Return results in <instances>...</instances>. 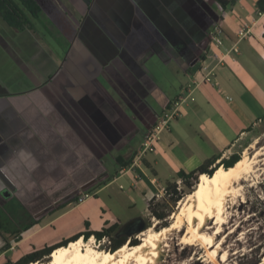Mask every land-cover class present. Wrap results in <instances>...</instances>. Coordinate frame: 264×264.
Here are the masks:
<instances>
[{"label": "crops", "instance_id": "1", "mask_svg": "<svg viewBox=\"0 0 264 264\" xmlns=\"http://www.w3.org/2000/svg\"><path fill=\"white\" fill-rule=\"evenodd\" d=\"M208 1L36 0V20L67 40L63 58L42 43L36 20L33 30L17 31L0 18V171L15 188L14 213H24L19 225L0 218V264L86 231L120 229L148 211L177 172L239 154V142L264 122V11L258 0L226 9ZM217 19L223 43L202 50ZM242 22L250 29L239 38ZM208 72L211 81H202ZM194 80L192 99L134 162L145 134ZM131 156L120 170L116 158ZM93 165L104 174L95 184L86 179ZM6 190L0 179V197ZM84 192L92 196L82 203H59ZM11 226L20 228L16 242Z\"/></svg>", "mask_w": 264, "mask_h": 264}, {"label": "bare ground", "instance_id": "2", "mask_svg": "<svg viewBox=\"0 0 264 264\" xmlns=\"http://www.w3.org/2000/svg\"><path fill=\"white\" fill-rule=\"evenodd\" d=\"M263 150L264 145L252 156L243 154L231 168L217 167L212 176L200 175L194 190L179 202L172 223L159 230L156 226L144 230L139 234L138 244H124L114 252H103L93 245L94 237L86 241L79 238L55 249L47 262L31 264H164L172 249L170 236L178 234L183 227L185 230L178 239L180 245L185 249L204 250L202 257L195 251L186 264H220L221 257L228 260L224 243L234 232L226 235L224 226L228 224L232 208L240 201L241 182L255 172L257 158Z\"/></svg>", "mask_w": 264, "mask_h": 264}, {"label": "rangeland", "instance_id": "3", "mask_svg": "<svg viewBox=\"0 0 264 264\" xmlns=\"http://www.w3.org/2000/svg\"><path fill=\"white\" fill-rule=\"evenodd\" d=\"M214 2L212 0L208 1ZM214 6V5H213ZM75 15V14H74ZM35 21V20H34ZM36 28L38 32L39 38L42 40V43H48L50 48L52 47L54 50H50L55 56L60 55V57H64L63 51L67 49L68 43L65 37H56L55 34L51 33L47 29H45L40 22L37 20ZM48 44L45 46V51L48 52ZM206 47V45H204ZM204 46H201L202 50L205 49ZM61 48V49H59ZM62 50V52H61ZM148 67L152 71V59L150 62L147 63ZM160 65V64H158ZM162 68L159 70L166 76L169 81L172 83V77L165 71L164 64H161ZM138 135V134H137ZM139 137L137 136L133 140V146L139 143ZM264 145V122L258 123V125L254 128V131L251 132L249 135L245 136L243 140H241L237 146V152L242 157L243 154L247 156H252L256 149L261 148ZM94 166V165H93ZM107 171L109 174H114L115 166L110 165L109 163L106 164ZM81 170V169H80ZM79 172V171H78ZM99 171L94 166L93 169L90 171V175L86 177L88 180H95L93 183L100 182L103 178L104 174L99 175ZM77 173V177H78ZM249 177L245 178V181L241 182V191L239 192V202L236 204L235 208H232L231 216L229 217L228 224L224 226V233L226 235L230 231H234L225 241L224 249L228 251V260H225L223 257L219 259L220 264H264V150L263 154L258 156L257 163L255 166V172L249 174ZM80 177V176H79ZM78 177V178H79ZM79 181V180H78ZM74 183V182H72ZM119 183H122L121 186L122 190H127L128 187L124 184V180H120ZM118 185V184H117ZM196 186V185H195ZM158 195V197H157ZM186 196V195H185ZM185 196L182 198L184 199ZM153 204L157 207L160 205L159 208L166 209L169 208V199L165 195V189L159 191L153 198ZM0 218L3 220H7L5 225L10 226V224L16 222L20 223L21 218L24 216L23 211L19 208L14 213V207L16 206L15 201L13 198L5 197L1 195L0 197ZM9 204L4 206V204ZM55 204L47 208V212L49 210L54 209ZM136 209L138 211L144 210V205L142 203H138ZM179 209V202L173 207L172 213L166 220L167 225H170L173 221L174 215L178 212ZM138 212V213H140ZM135 212L134 215H138ZM9 215V216H7ZM172 216V217H171ZM140 218L144 221L145 228L148 229L149 227L156 226V230H159L162 227V222L158 221L156 218L152 216L150 211H146ZM4 222L2 225H4ZM211 221V223H213ZM5 228L3 231H5ZM145 229V230H146ZM20 228L14 229L13 226L9 227V231L13 235V240L16 242L18 240V235L20 234ZM185 230V227L175 235V233L170 236V242L172 244L171 252L166 256L167 258L164 260V264H186L189 262L190 256L194 254L196 250L193 248L185 249L184 246L180 245L178 239L181 237V234ZM224 233L222 235H224ZM140 234V233H139ZM139 234H132L131 236L127 237L130 238L131 241H136L139 243ZM178 235V236H177ZM60 236L57 235L55 239ZM67 240V239H66ZM86 241L85 239H83ZM88 240V239H87ZM137 243V244H138ZM110 244V238H106L105 240H96L94 238V246L102 250L103 252H107V249ZM126 244H129L128 242ZM7 246L4 245L2 239L0 238V253L6 248ZM228 248V249H227ZM204 250L199 249L197 254L198 257H202L204 255ZM203 253V254H202ZM49 257H45L42 261L47 262ZM182 262V263H181ZM196 264H201V262H197Z\"/></svg>", "mask_w": 264, "mask_h": 264}, {"label": "trees", "instance_id": "4", "mask_svg": "<svg viewBox=\"0 0 264 264\" xmlns=\"http://www.w3.org/2000/svg\"><path fill=\"white\" fill-rule=\"evenodd\" d=\"M214 3L218 4L221 8L226 9L228 6L234 4L235 0H212ZM258 8L260 11H264V0H258L257 2ZM41 14V8L36 0H0V18L1 20L10 28H13L17 31L23 30H33L34 29V20L38 19ZM205 45V44H204ZM203 45V46H204ZM205 47V46H204ZM206 48V47H205ZM203 60V56L199 54L197 60L195 61V65ZM122 157H117L116 162L121 169L127 168L133 160V157H129L128 159L122 161ZM217 158H212L206 161L203 165L198 167L197 169L191 172H184L179 171L177 172L174 181L169 182L165 185V195L169 199V208L162 209L159 208L160 205L157 207L153 204V200L148 205V211L152 214L154 218L158 221L162 222L163 226H168L166 223L167 218L173 211V207L182 200V198L191 193L195 185L198 181V177L202 174L207 176H212L213 173L216 171L217 167H223L224 169H228L233 167L240 159V154H232L227 159L223 158L218 163H216ZM214 165V166H213ZM181 181V186L178 187L176 181ZM76 197H73L68 202L72 201ZM75 201V200H74ZM67 203V202H66ZM4 229V225L0 224V235H2V231ZM119 226L113 225L111 227L102 229L98 232L94 231H86L81 234H77L69 240L60 242L56 245L44 247L39 250H34L29 254L24 255L15 263L10 261L6 262L5 264H31L34 262H44L42 261L43 258L49 257V255L58 248L65 247L69 243L78 240L79 238H83L85 240L89 239L90 237H94L96 240H101L104 237L110 238V244L107 249L108 252H114L120 247H122L127 242L131 245H135L138 242L131 241L130 238L122 234H118ZM12 234V233H11ZM6 242V238L2 237ZM19 239V238H18Z\"/></svg>", "mask_w": 264, "mask_h": 264}, {"label": "built area", "instance_id": "5", "mask_svg": "<svg viewBox=\"0 0 264 264\" xmlns=\"http://www.w3.org/2000/svg\"><path fill=\"white\" fill-rule=\"evenodd\" d=\"M250 26L247 22H242L240 27L237 30V36L239 38H244L249 34ZM222 35H223V29L221 25V21L219 19L215 20L211 28L208 32L207 37V43L205 44L207 47H216L219 48L222 45ZM236 51L235 49H233ZM215 57L217 55L215 54ZM219 62L222 61V58L218 59ZM211 72L206 73V75L203 76L202 81L210 82L211 81ZM201 81V82H202ZM200 81L194 80L191 83L187 84L181 89V94L175 100L170 108L166 109V111L157 119L156 124L152 127L150 131H148L145 136L143 137L141 147L136 153V156L134 158L135 161L141 160V158L148 153L149 151L153 150L155 148V143L160 139V134L163 131H168L170 127V123L174 121V119L179 115V109L180 105L186 100V99H192L191 95L194 90V88L198 85ZM176 184L178 187L181 186V181L177 180ZM92 195L90 193L84 192L80 195H78L75 198V204L82 203L84 200L90 198ZM158 197V195H157ZM93 237V236H92ZM107 237H104L102 240H105Z\"/></svg>", "mask_w": 264, "mask_h": 264}, {"label": "water", "instance_id": "6", "mask_svg": "<svg viewBox=\"0 0 264 264\" xmlns=\"http://www.w3.org/2000/svg\"><path fill=\"white\" fill-rule=\"evenodd\" d=\"M0 179L2 180V182L7 187V190L3 193V195L5 197H9L11 192H13L15 190V188H14L13 184L6 178V176L1 171H0ZM74 195H75V193H72V194L66 196L59 203H63L65 201H68ZM145 229L146 228H145L144 221L142 220V218L139 217V218H136V219H133V220H130V221L126 222L118 230V234H122V235H124L126 237H129L132 234H139V233L143 232Z\"/></svg>", "mask_w": 264, "mask_h": 264}, {"label": "flooded vegetation", "instance_id": "7", "mask_svg": "<svg viewBox=\"0 0 264 264\" xmlns=\"http://www.w3.org/2000/svg\"><path fill=\"white\" fill-rule=\"evenodd\" d=\"M5 263H6V262H5ZM5 263H4V264H5Z\"/></svg>", "mask_w": 264, "mask_h": 264}]
</instances>
